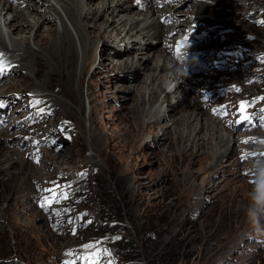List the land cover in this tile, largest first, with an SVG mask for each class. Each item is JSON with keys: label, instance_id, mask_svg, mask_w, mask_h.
Instances as JSON below:
<instances>
[{"label": "rangeland", "instance_id": "1", "mask_svg": "<svg viewBox=\"0 0 264 264\" xmlns=\"http://www.w3.org/2000/svg\"><path fill=\"white\" fill-rule=\"evenodd\" d=\"M140 1L131 0V3L136 5ZM146 1L147 6L130 11L139 23L145 21L144 14L152 9L149 0ZM170 1L177 13L171 18L169 12L162 15L160 25L167 24L178 31L166 35L174 39L168 44L169 52L166 53L172 58L180 55L181 65L186 60L187 72L183 74V69L177 67V78L174 81V76L169 77L166 91H171L173 96L178 83L187 79L195 94H200L199 101L203 103L202 108L208 117L220 121L223 116L236 127L239 124L235 120L237 122L242 115L240 102L244 101L245 114H251L254 126H247L248 134L242 132V125L233 129V136L239 138V142L226 141V146L223 144L224 147H220L222 155L214 166V157L206 159L200 147L196 148L198 152L191 158L181 157L179 151L189 152L192 149L189 148V135L201 142L199 138L203 131L200 127L204 125L205 116H197L198 124L192 134H187L183 125L177 127L176 130L181 131L177 138L171 128L174 118L180 113L172 114L171 105L176 99L167 102L164 99L167 92L164 91L159 95L161 111L154 115L159 123L143 139L130 144L117 130L121 123L119 115H124L126 109L121 104L127 90L115 88L128 86L132 88V95L135 92L133 85L141 84L127 72L123 76L121 70L112 71L104 67L96 75L104 81L97 95V105L103 103L107 106L98 114V120L103 127L102 133L110 131L122 143L108 140L106 148H103L104 141L95 142L90 137L93 131L89 122L87 81L99 59L103 58V63L108 62L111 55L103 52V43L96 38H93L92 50L96 60L89 65L83 77V103L79 112L73 108L74 99L70 97L71 100H67L56 88L58 79L51 82L54 88L39 85L38 90L31 86L23 94L10 92L9 89L1 94L3 88H0L1 98H15L11 104L6 100L0 101V112L8 111L9 115V119H5L0 113V131L4 133L0 137L1 151L13 148L15 153H19L15 154V160L23 158L27 169L30 165H38L42 176L41 179L36 177V180L27 175L23 180V186L30 185L33 194L27 190L30 201L20 212L22 218H19V225L18 222L11 224L6 218L3 209L7 202H0V264H89L86 256H91L96 264H264V234L258 233L247 217L252 196L264 197V187H255L251 176L252 171L264 168V122L255 123L259 118L264 121V115L251 110V107L264 108V99H261L264 97V0H223L230 7L223 9L221 17L213 12L199 13L194 7L197 1H204L212 7L213 0ZM10 2L14 3L13 0ZM27 2L33 4V0ZM25 6L28 5L23 3L21 8ZM38 6L42 15L48 5ZM165 8L166 5L156 4L149 15L153 14L156 20L160 16V12H156ZM29 12L35 13L31 9ZM185 17L190 18V24L195 20L196 26H201L202 30L195 33L182 30ZM202 17L205 21H198ZM97 18L93 16L91 22L99 21ZM29 21L33 23L35 20L30 17ZM223 27L224 30L221 29ZM46 28L47 25L43 24L42 29ZM4 32L0 31V37L2 33L5 35ZM138 34V42L125 38L116 42L119 45L116 49L123 51L131 43H137L141 47L137 51L149 53L157 50L155 53L158 54V49L163 47L162 41L143 36L145 31L140 30L131 38H136ZM24 35L29 36L27 33ZM5 39L9 43V37L5 35ZM202 39L211 43L200 46L199 40ZM240 51L246 55L240 54ZM218 53L220 57H216ZM222 62L229 65L224 70L218 68L222 67ZM14 68L0 80L8 82L20 75ZM140 71L141 77H145L146 71L143 68ZM217 72L238 73L240 80L230 77L205 79L216 77ZM118 74L123 78L110 87L107 80ZM201 81L203 84L197 86ZM32 82L37 87L40 80L32 77ZM21 96L25 99L21 100ZM58 99L68 101L70 107L66 106L63 110ZM129 102L127 100L126 105ZM191 104L192 101L190 107ZM148 105L146 102V109ZM179 109L180 105H174V110ZM233 109L235 113L232 115ZM152 120L146 118L144 122ZM219 126L231 130L226 123ZM255 131L262 132L263 136L254 135ZM168 139L178 152L169 148ZM47 151L57 154L58 158H55L60 162L51 167L47 155L45 161L41 160L47 168L40 166L42 154ZM60 155L68 158L59 159ZM196 159L198 161L194 163ZM189 168L193 171L192 176L185 172ZM14 171L18 172L17 169ZM201 185L204 188L196 195L195 190ZM20 190L11 194L8 203L22 199L24 192ZM49 190L54 191V197L53 191ZM46 198L51 203L46 204ZM9 216L14 217L13 214ZM106 226L112 230V241L116 240V243H111L102 234ZM85 245L91 247L85 248Z\"/></svg>", "mask_w": 264, "mask_h": 264}, {"label": "bare ground", "instance_id": "2", "mask_svg": "<svg viewBox=\"0 0 264 264\" xmlns=\"http://www.w3.org/2000/svg\"><path fill=\"white\" fill-rule=\"evenodd\" d=\"M10 1L0 0V16L3 14V12H5L3 17L0 19V31L4 30L6 32H4L5 35L9 37L10 40L9 43H7L5 35L2 33V37H0V54H2V56H0V59L3 60L4 64L7 63H5V60L11 63L9 65L7 63V66H4V72L0 73V77L4 74L10 73L11 70L13 71L15 69L14 67L18 69L20 75L12 78L11 81L8 82H3L0 80V88H3L1 94H5L4 92H7L8 89L10 92L15 91L17 93L23 94L26 89L30 88L31 86H34V89L39 90V85L48 88H54L51 82H53V79H58V82L56 83V86L58 87L56 88L61 91L62 96L64 95L67 100H71L70 97L74 99L75 106L73 108L79 112L83 103V77L87 72L89 65L96 60L92 54L94 47L93 38H96L98 41H102L103 52H109L111 55V60L103 63V58H100L97 65L99 69L97 70L96 67L90 74V77L87 81V88L89 91V96L87 99L90 101L89 122L91 123L93 131V133L90 134V137L93 138L95 142L104 141L103 148H106L108 140H117L119 143H122V140L119 137L114 136L110 131H105V133H102L103 127L98 120V114L104 107L107 106L106 104L102 103V105L99 104L101 107L99 108V105H97V95L101 92V87L103 86L104 81L100 80V78H98L96 75H98L101 69L104 67L111 68L112 71L121 70L123 72V76L126 75L124 72H127L128 76H130L133 80L140 82L141 84L133 85L135 92L132 95H130L132 88L128 86L126 88L123 86H121V88H115V90H127V93L124 94L123 104H121V107L126 109L124 115H119L120 117L118 118L121 121L120 124L123 126L120 127V124L117 126V130L120 131L122 136L126 138L130 144H133L136 143L138 139H143L149 131L156 127V124L159 122L156 121L154 115L155 113H159L161 111V102L158 103L160 92L166 91L169 77L174 76L175 81L178 75V72L176 71L177 67L179 70L183 69V74L187 72V62L185 63L186 60L183 61L184 64L181 65L180 59H182V57L180 58V55L177 56V58H172L166 53L169 52L168 44L170 45V43L174 41L172 37H166V35H169L172 31H178L173 30V28L169 27L167 24L160 25V17L162 15H165L167 12H169L168 16L171 18L175 17L173 14L177 13L175 12V9H173V6H171L172 2L170 0H149L148 3L152 9L144 14L145 17L143 20L145 21L141 23L137 21V18H134V14H130V11L132 8H136L138 10V8L147 6L146 0H142L136 5L131 3V0H128L129 3L127 0H53V3H50L52 0H46L45 2L41 0H33L32 5L27 4L28 0H24V2L22 0H13L14 3ZM213 1L214 6L212 7H209L210 5L207 6V3L204 1L195 2L194 7L196 8L197 12L202 14L204 12H213V14L216 13L220 17L223 16V9L230 6L224 2L225 0ZM23 3L28 6H25L26 8H21ZM39 4L40 6L43 4L48 5L44 9L45 12L42 15L40 14L41 12L39 13V9H41L38 8ZM156 4H162L164 6L166 5L167 8L161 9V11L158 10L156 13L160 12V16L154 20L153 14H149L154 11L153 9H155ZM29 8L35 11V13H30ZM26 9L28 10L27 12ZM171 9H173L174 12H170ZM93 16H97L99 21L91 22V18ZM30 17L35 20L33 23L29 21ZM203 18L204 17H202V20H199L198 18L197 19L198 21H203ZM177 19L178 18H176V21ZM189 19L190 18L187 17L183 19L182 25H184V27H182V30L190 33H195L198 30L200 32L202 30L201 26H196L194 23L196 22L195 20L191 21L192 23L190 24L188 21ZM212 23L214 22H211V24ZM43 24L47 25V28L44 30L42 29ZM188 24L190 26H195L196 28L192 29L190 26L188 27ZM90 26L92 29H90ZM221 29L224 30V27ZM139 30L145 31L143 36L147 35L150 38H155L160 42L162 41L163 47L158 49V54L155 53L157 50H153V53L149 52L150 54L148 52L137 51V48L138 50L139 48L141 49L137 43H131L129 45L130 47H125L123 51L116 49L119 47L116 42H122L125 38H128L129 41L132 40L134 42H138V36L140 33L136 35V38H131V35L133 37V34L135 35V33ZM25 33L29 34V36L24 35ZM161 38H164V40H160ZM30 41H32V44H30ZM199 41L200 46L209 45V43H211L205 41L204 39ZM203 53L204 51L201 50V54ZM240 54L246 55V53L243 51H240ZM223 55L225 56V54ZM79 57L81 58L80 61L78 60ZM216 57H220L219 53L216 54ZM161 60L162 62H160ZM11 66L14 67L11 68ZM227 66L229 65H222V67L218 68L224 70ZM9 68L11 69L8 70ZM142 68L144 71H146L144 73V75H146L145 77H141L140 70ZM237 74L230 72H217L216 77H205V79L209 81L210 79L218 80L220 78L230 77L239 81L240 76ZM122 75L118 74V76H113L107 80V82L110 84V87L114 85L115 81L123 78ZM32 77L38 78L40 80V83L37 85L38 88L32 82ZM44 77L46 78L44 79ZM125 80L130 79L126 78ZM202 84L203 81L198 83L197 86H201ZM166 92L167 93L165 94L164 99L167 102L171 103L172 98L176 99V102L171 105L170 110L172 114H175L176 112L180 113L179 116L174 118L175 120L172 123L173 127L171 128V132L173 131L177 138H179L181 134V131L176 130L177 127L183 125L185 127L184 129H186V133L192 134L198 124L199 119L197 116H205L204 125L200 127V129L203 131L201 137L199 138L201 142L196 141L194 136L191 138L189 135V148L192 149L189 152L179 151L181 153V157L191 158L198 152L196 148L200 147V152L204 154L206 159H210L211 156L214 157L212 162V166H214L218 157L222 155V150L220 147H224L223 144H225L226 141L234 143L237 141L239 142L240 139L233 136L232 130L238 128V126L241 127L242 125V132L244 134H248L249 130L247 126H254L248 121H242L236 127L233 124L228 123L227 118L223 116L222 120L220 121L208 117L202 108L203 103L201 104L199 101L200 94H195L194 87L192 84L187 82V79L185 81L181 80V82L178 83V86L173 91V93H175L173 96H171V91ZM192 94H195V96L192 97ZM146 96H148V98ZM14 99L15 98L13 96H6L3 98L0 97V101L6 100L9 104H11L12 100ZM23 99H25V97L21 96V100ZM58 100L60 105H62L61 107L63 110L66 109V106L70 107L71 105H68L69 102L67 101V103L65 99ZM127 100H130V102L126 105ZM191 101L193 102V105L191 104L192 107H190ZM146 102L149 104L147 109L145 107ZM236 103L237 101L234 103V106ZM60 105L57 108V112L60 111ZM174 105H180V109L174 110ZM226 108H229V105H226ZM251 110L260 114V116L264 115V108L251 107ZM7 112L8 111L3 112V110L0 112L4 114L5 119H9ZM234 113L235 111L233 109L231 114L233 115ZM245 113L247 112L244 111L241 114L247 115ZM241 116L237 121L241 120ZM146 118H153V120L151 122L148 121L145 123L144 120ZM193 120L196 121L193 122ZM259 122L264 121L259 118V120H257L255 123L257 124ZM222 123L224 125L225 123L228 124L231 130H228L229 128L225 126H223V128L220 127L219 124ZM235 123L237 124L236 120ZM1 124L2 119L0 126ZM165 127H167V125ZM210 134H212L211 137H209ZM3 135L4 133L0 131V137ZM254 135H259L258 137L263 136L262 132L258 131H255ZM167 142L169 148L176 152L177 150L175 151L176 147L174 143L172 144L170 139H168ZM38 146L39 145L36 147ZM1 150L2 146H0V202H7L6 208L3 209L6 218L11 221V224L13 222H18L19 225L21 223L19 218H22L20 212L23 208L25 209V204L30 201L27 194L29 192L32 193L33 191V188L30 185H28V187L23 186V180L27 175L28 178L32 179H36V177L41 179L42 176L40 174L38 165L37 167L30 165L28 167L29 169H27L24 167L26 166V161H24L23 158L18 157L15 160V154L19 155V153H15L13 148H6L4 152ZM47 155V158L50 161L49 165L51 167L53 164L60 162V160L57 161L56 159L58 158L57 154H51L47 151L42 154L39 163L40 166L47 168L45 163L41 164V160H44V158H46L45 156ZM67 158L68 157H64L62 155L59 157V159L62 160H66ZM197 161L198 159H196L194 163ZM16 169L18 172L14 171ZM185 172H187V174L190 176L193 175L191 168L185 170ZM203 188L204 186L201 185L195 190V194H200ZM18 190H20V192L23 190L24 192L22 199L16 200L13 204L8 203L11 194ZM27 190H29V192H27ZM10 214H13L14 217L9 216Z\"/></svg>", "mask_w": 264, "mask_h": 264}, {"label": "clouds", "instance_id": "3", "mask_svg": "<svg viewBox=\"0 0 264 264\" xmlns=\"http://www.w3.org/2000/svg\"><path fill=\"white\" fill-rule=\"evenodd\" d=\"M255 187L264 185V168L251 172ZM247 217L254 229L261 234H264V198L253 195L252 203L247 209Z\"/></svg>", "mask_w": 264, "mask_h": 264}, {"label": "snow or ice", "instance_id": "4", "mask_svg": "<svg viewBox=\"0 0 264 264\" xmlns=\"http://www.w3.org/2000/svg\"><path fill=\"white\" fill-rule=\"evenodd\" d=\"M0 56H2V54H0ZM3 71H4V62L2 59H0V73H2ZM261 99H264V97H262ZM37 103H39V101H37ZM245 108H246V102L241 101L239 111L244 112ZM41 111H43V110L41 109ZM248 119H249V117L247 115L241 116V121H248ZM237 123H240V121H237ZM262 187H264V185H262ZM49 191H53V190H49ZM54 196H55V193L53 191V197ZM262 198H264V197H262ZM45 203L46 204L51 203V201L46 198ZM84 247L88 248V247H91V245H85ZM85 259L89 261V264H96V262L94 260H92L91 256H86Z\"/></svg>", "mask_w": 264, "mask_h": 264}, {"label": "trees", "instance_id": "5", "mask_svg": "<svg viewBox=\"0 0 264 264\" xmlns=\"http://www.w3.org/2000/svg\"><path fill=\"white\" fill-rule=\"evenodd\" d=\"M105 236H107V238L110 240V242L112 243H116L117 241L116 240H113V237H114V234L112 232V230L108 229V226H106L105 230L103 231V233ZM135 251V250H134ZM5 264H9L8 262H6ZM25 264V263H24ZM142 264V263H141Z\"/></svg>", "mask_w": 264, "mask_h": 264}]
</instances>
